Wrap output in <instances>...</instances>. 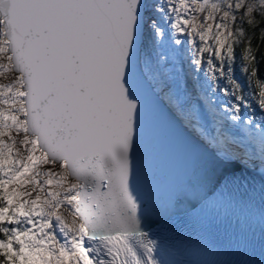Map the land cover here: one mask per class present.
Segmentation results:
<instances>
[{
    "label": "snow or ice",
    "instance_id": "1",
    "mask_svg": "<svg viewBox=\"0 0 264 264\" xmlns=\"http://www.w3.org/2000/svg\"><path fill=\"white\" fill-rule=\"evenodd\" d=\"M191 6L194 13L206 11L207 21L221 10L220 3L208 0H191ZM226 7L213 32L212 23L198 24L195 16L181 23L180 12H187L189 4L179 0L171 8L176 14L171 26L185 32L189 25L202 42L211 35L215 47L196 52L211 51L221 62L220 75L232 81L222 54L226 50L230 64L233 33L227 31V20L235 21L233 8L245 5L236 0ZM255 8L248 4L246 14L251 17ZM153 12L169 17L153 0H0V61H6L0 62V76L13 74L10 83L0 84V105L7 106L0 107V264H164L156 255L157 242L143 230V218L156 206L137 188L146 115L167 131L182 163L184 178L170 190L165 210L175 211L210 186L219 188L222 197L229 183L245 179L246 165L225 147L238 144L237 138L224 125L243 121L248 138L264 143V116L245 118L239 96L234 98L241 102L223 108L211 95L194 97L185 80L170 75L168 56L156 50L165 29ZM256 58L249 47L244 59L252 63ZM201 63L197 56L194 64ZM207 65L215 80L213 59ZM258 72V67L251 69L252 76ZM257 84L264 110V83ZM201 100L214 131L205 123ZM11 130L22 134L26 159L19 149L13 156L15 141L7 145L2 139L11 138ZM37 165L50 166L42 182L36 179ZM261 176L264 193V171ZM13 184H31L33 191L38 185L43 198L19 199L30 193L10 188ZM53 184L55 191L46 190ZM5 221L31 227H6ZM89 252L98 259L89 258Z\"/></svg>",
    "mask_w": 264,
    "mask_h": 264
},
{
    "label": "rangeland",
    "instance_id": "2",
    "mask_svg": "<svg viewBox=\"0 0 264 264\" xmlns=\"http://www.w3.org/2000/svg\"><path fill=\"white\" fill-rule=\"evenodd\" d=\"M229 0H208L209 3H220L221 4V10L215 13V19L213 21H207L204 19V17L207 16V12H201V13H194L192 12V6H191V0H185V3L189 4V9L187 12H180V15L182 16L181 23H183V20H192V17H196V23L200 24H208L212 23L214 25L213 27V32L216 31L215 25L221 23V17L223 16V12L226 10V3ZM198 3H203L204 0H197ZM226 2V3H225ZM153 3L164 7L166 11L169 12V17L165 18L162 17L159 13L153 12V16L155 19L160 21L162 26L165 29V36L163 37V43L159 46H157L156 50L162 51L165 55L168 56V64L167 67L171 69L170 75L172 76H179L183 80L187 82L189 90L192 92V95L194 97L196 96H204L207 97L208 93L205 90L203 86L200 85V87H197L193 89V83H194V77L195 80L197 79V74L194 71L195 65H194V59L199 56L201 60L205 63V75L209 77V79H212L213 73L207 71L208 65H207V60L208 59H213L214 64L216 65V71H215V76L219 74L220 75V67H221V62L219 59L215 58L213 56V53L211 51L206 52V53H197L196 49L202 46H211L215 47V41L212 40L211 35H209V38L207 41L202 42L199 38V32L193 31V29L189 25H184L186 31L185 32H176L174 28H172V24L175 22V13L171 12L172 7H176L179 4V0H153ZM249 4H254L256 7L260 4V0H257L256 2L249 3ZM247 10V8H246ZM231 17L228 18L227 23L230 25ZM221 31H225L224 29H221ZM227 31H229L227 29ZM175 40H180V44H175L173 41ZM195 45V47L193 46ZM222 54H225V60L226 63L224 67L227 66V57H226V50H222ZM2 63H6V61H0ZM188 78V80H187ZM13 79V74L7 73L5 75L0 76V84H8L11 82ZM223 81L229 82L230 80L227 78V75L222 77ZM234 79H232L231 84H233ZM199 85V84H198ZM216 104L220 107L223 108L226 106L224 101H215ZM0 107L7 108L6 105H0ZM200 108H201V113L205 117V123L209 127V131H214L211 128V119L208 116L207 113V106L203 100L200 102ZM19 118H23L22 115L18 114ZM8 123H11V121H8ZM224 130L227 131L230 135H233L237 138L238 144H226L227 148H232L233 150H236L239 152V156H241V163L244 165H250L254 166V164H250V162H259L260 165L264 167V161L261 159H264V143H262L259 138H254V139H249L246 132L244 131V124L243 121H241L240 124L238 125H233L231 122L226 121L224 125ZM8 130H6L7 132ZM5 143L7 145L13 144L15 141V148L13 150V156H16V150L19 149V153L21 156H23L25 159L27 157V152L25 151V148L23 145L19 144V141L22 139V134L17 133L15 130H11V138L6 134L4 137ZM225 146V147H226ZM233 147H236L233 148ZM5 153H7V148L4 149ZM38 154V153H37ZM254 159V160H253ZM48 165H37V168L35 171H38L40 174L36 176V179L38 181H43L45 179L44 172L49 170ZM53 171L56 169L53 168ZM33 173H29L28 176H31ZM3 175V174H0ZM6 178V177H5ZM27 178V177H26ZM9 187H16L20 191H27L30 193L29 196H24L20 197L19 199H34L37 194H40L41 197L43 198L44 193L40 192L39 186H36V191H33V186L31 184H13L9 185ZM51 187L53 191L56 190V185H50L46 186ZM62 214H65V209L61 207L59 210ZM37 220L39 219L38 217H35ZM4 226L6 227H14V226H19L21 228L23 227H31L30 225H25L23 223L19 225L15 224H8V222H3ZM58 232V231H57ZM60 239V236L58 237Z\"/></svg>",
    "mask_w": 264,
    "mask_h": 264
},
{
    "label": "trees",
    "instance_id": "3",
    "mask_svg": "<svg viewBox=\"0 0 264 264\" xmlns=\"http://www.w3.org/2000/svg\"><path fill=\"white\" fill-rule=\"evenodd\" d=\"M257 0H243L244 8H233V14L235 15V21H230L228 30L233 33L229 38L228 43H231L234 49V56L227 66L232 68L231 76L235 83L231 84V81H223L222 77L217 75L216 79H209L207 74L205 75V63L202 61L201 65H195L194 71L197 74V79L194 83H197L205 88L208 96L211 95L215 101H224L226 105L229 102L237 103L241 101L235 100L234 97L239 96L242 98V115L253 116L258 119L264 116V110L259 107V91L260 86L257 84V80L264 83V9L260 8V4L255 8L252 16L246 14L247 5L249 3L256 2ZM228 2L235 3L236 0H229ZM226 3V2H225ZM227 4V3H226ZM228 11V8H225ZM252 20L253 23L249 24L248 21ZM243 32V35L240 33ZM249 47L253 54L257 55L256 61L249 63L244 59L247 55ZM258 67V75L252 76L251 69ZM247 69V71H246ZM240 84V88H236L235 84ZM213 85L215 91H213ZM250 105L251 107H245ZM2 206V205H0ZM3 237V233H0V238Z\"/></svg>",
    "mask_w": 264,
    "mask_h": 264
},
{
    "label": "bare ground",
    "instance_id": "4",
    "mask_svg": "<svg viewBox=\"0 0 264 264\" xmlns=\"http://www.w3.org/2000/svg\"><path fill=\"white\" fill-rule=\"evenodd\" d=\"M163 134L162 132L160 134L153 124L150 125L144 122L140 150V183H137V188L142 195H145L152 201L156 206V210L145 216L143 218V223L148 221H145V219H155L158 216H165L172 212L164 209L169 192L174 185L180 183L184 178L182 163H180L179 158L176 157H179V155L172 144L171 147L173 150L169 144L163 141V138L165 139ZM227 149L235 153L236 156H239L238 151L232 148ZM238 158L239 161H241V156ZM250 164H254V166L247 165L248 169L262 179L261 173L264 171V167L260 165L259 162H250ZM191 196L192 195L189 197ZM184 201H182L180 205H182ZM56 231L59 232V229L57 228ZM63 240L64 238L62 234H60L61 243H63ZM204 247L212 252L213 264H218L220 258L217 249L214 246L212 249L207 244H204Z\"/></svg>",
    "mask_w": 264,
    "mask_h": 264
},
{
    "label": "water",
    "instance_id": "5",
    "mask_svg": "<svg viewBox=\"0 0 264 264\" xmlns=\"http://www.w3.org/2000/svg\"><path fill=\"white\" fill-rule=\"evenodd\" d=\"M187 80H188V78H187ZM145 122L146 123H148V124H153L155 127H156V129H157V131L161 134V132L162 133H164L163 135L165 136V139L163 138V141H165L167 144H169V146L171 147V141H170V138H169V135H168V133H167V131L165 130V129H163L162 127H160L157 123H155L154 121H153V119L151 118V116L150 115H146V117H145ZM152 122V123H151ZM184 135L185 136H191V133H189V132H187V131H185L184 132ZM172 148V147H171ZM172 150H173V148H172ZM177 158H179V161H180V163H181V159H180V157H178V156H176ZM241 165L243 166L244 164H242L241 163ZM242 168H245V167H242ZM139 182V181H138ZM140 183V182H139ZM206 192V191H205ZM202 195V193H197V194H195V195H192L191 197H189L187 200H185L184 201V203H182V205H180L175 211H172L171 213H169L168 215H165V216H158V217H156L155 219H145V221L146 220H150L149 222L148 221H146L145 223H143V225H144V228L145 227H149V226H151V225H154V224H157L158 222H160L161 220H162V218L163 217H167V216H171V215H173V214H175V213H179L180 211H182V210H184L189 204H191L192 202H194L195 200H197V198L199 197V196H201ZM86 247V246H85ZM89 256V255H88Z\"/></svg>",
    "mask_w": 264,
    "mask_h": 264
}]
</instances>
